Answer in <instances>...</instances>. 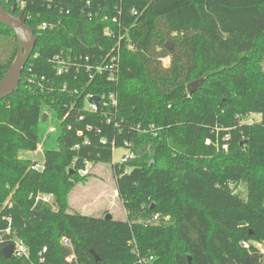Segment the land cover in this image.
I'll list each match as a JSON object with an SVG mask.
<instances>
[{
    "label": "trees",
    "instance_id": "16d2710c",
    "mask_svg": "<svg viewBox=\"0 0 264 264\" xmlns=\"http://www.w3.org/2000/svg\"><path fill=\"white\" fill-rule=\"evenodd\" d=\"M81 1L65 0L69 14L42 4L30 10L25 24L36 38L32 55L17 88L0 100V219L11 216L29 251V260L5 257L0 244V264H37L43 248L40 264H140L150 256V264H264L251 244L264 242V121L239 118L264 116V0L96 1L110 15L120 9L121 24L129 28L117 85L89 87L117 91L122 122L119 128L107 124L106 109L83 111L84 134L63 127L58 147L44 150V169L28 171L32 160L20 152L36 149L47 103L26 88L28 64L31 74L54 77L48 60L62 47L98 55L117 39L104 35L107 27L116 31L111 19L85 18ZM55 18L60 23L37 32L38 24ZM17 45L15 33L0 22V80ZM202 76L188 93L187 84ZM50 108L64 113L60 105ZM112 144L134 152L129 161L111 164L126 219L69 211V193L89 176L79 174L82 161L111 163ZM240 183L245 193L238 191ZM37 192L53 193L56 210L34 205L30 196ZM6 200L11 206H4ZM153 214L159 221L146 225ZM64 236L75 261L66 260L71 251L60 243Z\"/></svg>",
    "mask_w": 264,
    "mask_h": 264
},
{
    "label": "built area",
    "instance_id": "2783aa9c",
    "mask_svg": "<svg viewBox=\"0 0 264 264\" xmlns=\"http://www.w3.org/2000/svg\"><path fill=\"white\" fill-rule=\"evenodd\" d=\"M6 4L11 5L18 13H22L25 19L31 17L32 8L37 4H42L47 9L58 10L61 13L69 14L70 6L65 5V0H4ZM98 0H82L78 9L80 13L87 19H95L101 17L103 20L111 19L112 23L116 25V31L110 27H107L104 30V35L106 37H116V42L103 54H91L83 55L81 53L75 52L72 48L62 47L55 55H53L49 60V64L54 70L55 76L48 77L45 75L31 74V65L28 64L27 71L28 75L26 78V88L27 90L35 95L44 96L47 99L45 106H48L49 110L50 105H60L64 109L62 115L57 116L61 120L62 127H65L69 131H74L76 135L82 136L84 130L79 126V122L84 119L83 111L88 112H98L100 109H106L105 121L109 125L119 128L122 120L117 119V109H118V93L115 90H106V91H91L89 87L103 85L104 82H109L113 85H117L119 80V71H120V47L123 41L126 40L129 28L122 26L120 21L121 10L116 8L114 14L110 15L107 9H103ZM132 13L136 14L135 11ZM60 23L59 18L55 20L44 21L38 24L37 32L45 30L49 27L55 26ZM128 48H131L130 44H127ZM32 55V52L30 56ZM29 56V58H30ZM36 56V54L34 55ZM28 58V59H29ZM27 59V61H28ZM26 61V63H27ZM25 63V64H26ZM25 67V65H24ZM23 71V70H22ZM69 84H80L81 88L73 87L71 88ZM94 96H97V102H90V99ZM40 112V116H41ZM47 113V112H46ZM255 116L250 117L247 120L243 119V116H239L241 122L245 123H254L259 121H264V116L258 113ZM49 117L47 113L46 119ZM45 119V120H46ZM153 129L152 126H150ZM86 130H90V125H85ZM140 129V128H139ZM53 128H50L49 131H53ZM141 130L146 131V129L141 128ZM229 138L228 134L224 135V140ZM102 143L105 140H101ZM210 139H206V144H210ZM84 145H89L90 140L85 137L83 140ZM82 144L77 143L74 145L73 149L76 151L80 149ZM115 145L112 144V156L115 150ZM222 149H226V143L222 144ZM36 149H39L36 146ZM36 149L34 151H36ZM127 150V149H126ZM32 152V151H29ZM134 156V152L130 149L127 150V153L121 156L119 163H125L129 161ZM78 160V156H73V162ZM95 163L89 159L82 161V167L79 170L81 176H87L92 173L95 168ZM44 169V159L40 163L39 161L32 160L28 171H41ZM34 205H41L50 208L51 210H56V204L54 201V194L51 192H37L34 195L30 196ZM4 206H11V202L6 200ZM160 216L158 214H153L149 218L144 220V223L155 224L159 221ZM60 243L65 248L69 249L71 253L66 257L67 261H75V255L73 253V245L68 237H62ZM0 244L4 246H11V255L17 258H23L29 260V251L28 247L25 245L22 239H20L14 232L12 225V218L9 215L2 216L0 219ZM252 246L256 250L264 255V242H252ZM251 244L249 242H242V246L246 249H249ZM46 251V248H43L39 253L38 263L44 262L45 258L43 253ZM152 256L146 260L139 259L138 263L140 264H150ZM31 264H34L31 262ZM36 264V263H35Z\"/></svg>",
    "mask_w": 264,
    "mask_h": 264
},
{
    "label": "rangeland",
    "instance_id": "374dc122",
    "mask_svg": "<svg viewBox=\"0 0 264 264\" xmlns=\"http://www.w3.org/2000/svg\"><path fill=\"white\" fill-rule=\"evenodd\" d=\"M162 63L164 66H167L169 63L168 58H163ZM41 112L49 113V117L45 121L40 120L39 122V139L37 143L39 149L32 152H20V157L36 160L40 163L44 159V150L56 149L58 147V137L63 130L61 120L55 111L52 109L49 110L48 106L44 105ZM252 116H255V114L248 113L243 116V119L247 120ZM50 128L54 130L49 131ZM126 153L127 150L124 147H116L111 163L96 164L94 170L88 176V179L74 186L69 193V211H77L95 217H100L107 211V213H110L115 219H126V211L123 208L122 202L120 198L115 195V178L111 169V164L119 163L121 156ZM237 189L245 193V188L242 183L239 184Z\"/></svg>",
    "mask_w": 264,
    "mask_h": 264
},
{
    "label": "water",
    "instance_id": "95a60500",
    "mask_svg": "<svg viewBox=\"0 0 264 264\" xmlns=\"http://www.w3.org/2000/svg\"><path fill=\"white\" fill-rule=\"evenodd\" d=\"M0 22L8 26L16 35L17 38V51L16 54L8 66L7 70L3 74L0 80V100L4 97L12 94L17 88L19 79L24 68V65L33 51L35 45V35L31 28L25 24V17L22 13H18L17 16L9 14L0 2ZM169 48H172L170 42H166ZM205 77L194 79L187 84L188 93H192L196 90L204 81ZM97 96L90 99V102H97ZM41 121H45L47 113H41ZM104 218L110 219L112 215L110 213L105 214ZM3 255L5 257L11 256V246L6 245L2 248Z\"/></svg>",
    "mask_w": 264,
    "mask_h": 264
},
{
    "label": "crops",
    "instance_id": "0c3cea01",
    "mask_svg": "<svg viewBox=\"0 0 264 264\" xmlns=\"http://www.w3.org/2000/svg\"><path fill=\"white\" fill-rule=\"evenodd\" d=\"M115 195H117V191L115 190ZM113 217V216H112Z\"/></svg>",
    "mask_w": 264,
    "mask_h": 264
}]
</instances>
